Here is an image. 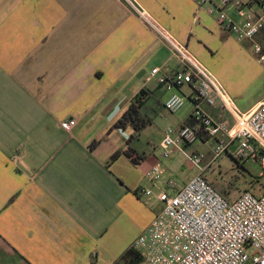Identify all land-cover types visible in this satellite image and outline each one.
<instances>
[{
    "label": "crops",
    "instance_id": "obj_1",
    "mask_svg": "<svg viewBox=\"0 0 264 264\" xmlns=\"http://www.w3.org/2000/svg\"><path fill=\"white\" fill-rule=\"evenodd\" d=\"M133 1L214 75L239 112L264 100L244 101L264 68L247 54L252 43L220 27L210 5ZM180 65L124 0H0V264L120 262L161 211L154 195L173 173L159 145L139 143L147 127L131 144L139 164L124 155L110 161L135 132L113 125L142 89L149 92L142 113L151 125L174 90L166 92L150 72L171 75ZM177 92L188 97L192 89ZM189 103L176 128L191 117ZM203 108L232 122L219 105ZM67 120L68 132L61 126ZM150 171L164 179L152 184Z\"/></svg>",
    "mask_w": 264,
    "mask_h": 264
},
{
    "label": "built area",
    "instance_id": "obj_2",
    "mask_svg": "<svg viewBox=\"0 0 264 264\" xmlns=\"http://www.w3.org/2000/svg\"><path fill=\"white\" fill-rule=\"evenodd\" d=\"M124 1L180 61V67L171 75L162 73L160 68L150 72L164 90H174L164 102V109L176 114L186 101L194 105L191 123L166 129L160 148L164 159H170L174 150L183 154L197 173L180 187L172 178H166L165 189L154 195L162 209L131 246L140 257L138 264H264V192L257 196L243 191L228 201L204 178L205 155L187 150V145L200 140L201 135L207 136L214 141L208 164L229 154L240 163L259 162L264 170V100L253 110L239 112L219 81L185 46L133 0ZM212 1L197 3L210 5L208 11L216 12L217 24L236 39L250 41L253 54L264 68V0H216L218 7ZM258 37L261 41H256ZM185 86L192 89L188 97L177 92ZM218 105L228 112L230 124L215 120L203 108ZM72 124L67 120L61 126L68 132ZM234 144L236 148L230 152ZM146 177L154 185L164 179L158 171L147 172ZM141 193L153 195L150 189H141ZM91 257L96 258L95 252Z\"/></svg>",
    "mask_w": 264,
    "mask_h": 264
},
{
    "label": "rangeland",
    "instance_id": "obj_3",
    "mask_svg": "<svg viewBox=\"0 0 264 264\" xmlns=\"http://www.w3.org/2000/svg\"><path fill=\"white\" fill-rule=\"evenodd\" d=\"M248 56L253 57L256 62L257 58L252 52V48L248 47ZM214 68L219 74L221 80H226V72L220 69L221 62L219 59H214ZM221 84V83H220ZM222 86V85H221ZM223 88V86H222ZM224 89V88H223ZM168 92V91H166ZM264 97V77L259 78L251 87V92L245 98V102L262 99ZM131 100V99H130ZM166 99L164 98V101ZM189 101H186L184 107L190 106ZM151 125L140 134L138 141L142 145L153 144L159 145L163 132L168 129H176L178 124V114L168 113L165 109H161L159 114L152 117ZM214 141L208 140L206 144L198 143L194 145L196 152L202 153L206 156L204 164L211 158ZM236 144L230 147V152H233ZM160 156L162 154L161 148ZM162 158V157H161ZM164 159V158H162ZM165 165L171 166L173 173L172 179L176 183H186L191 177L195 175L197 169L190 163L186 157L180 152L174 150V154L170 159H164ZM203 164V165H204ZM204 178L217 190L223 189L225 194L223 196L228 201L235 200L243 191H250L255 195H260L264 192V170L261 168L259 162H241L237 163L229 154L222 155L218 160L212 163L206 170Z\"/></svg>",
    "mask_w": 264,
    "mask_h": 264
},
{
    "label": "trees",
    "instance_id": "obj_4",
    "mask_svg": "<svg viewBox=\"0 0 264 264\" xmlns=\"http://www.w3.org/2000/svg\"><path fill=\"white\" fill-rule=\"evenodd\" d=\"M148 93L149 92L145 89L140 90L139 93L131 100L127 110L123 113L121 118L113 125L114 129H119V130H124L127 127H132L135 132L125 142V148L123 150L115 152L111 156L110 161L116 160L118 157H120V155H124L135 165L139 164V162L142 160V157L137 154V152L133 149L131 144L134 141V139H136L139 136L140 132L145 127L150 125V120H147L142 113ZM189 123H191V117L187 120L185 124H189ZM208 139L209 138L207 136H203V135L200 136L201 141H207ZM95 145L96 142L93 143V146ZM237 163L239 164L240 162ZM217 191L222 196L223 194H225L223 189ZM139 261H140L139 255L133 249H130L122 256L120 262L117 264H138Z\"/></svg>",
    "mask_w": 264,
    "mask_h": 264
}]
</instances>
